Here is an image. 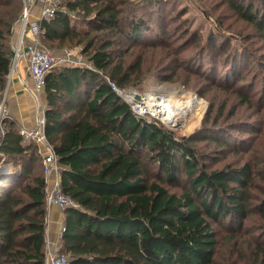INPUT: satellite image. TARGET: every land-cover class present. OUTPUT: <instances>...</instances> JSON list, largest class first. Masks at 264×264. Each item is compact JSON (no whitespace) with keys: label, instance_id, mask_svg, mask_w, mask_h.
Instances as JSON below:
<instances>
[{"label":"trees","instance_id":"1","mask_svg":"<svg viewBox=\"0 0 264 264\" xmlns=\"http://www.w3.org/2000/svg\"><path fill=\"white\" fill-rule=\"evenodd\" d=\"M171 1L58 0L54 16L40 21L43 45H80L91 64L56 66L45 78L46 135L59 159L63 191L79 204L64 210L60 250L69 264H264V156L214 168L209 162L219 160L193 144L206 140L223 150V158L226 151L247 149L237 140L245 137L233 133L237 125L225 129L220 122L227 111L235 117L239 105L264 113V85L256 89V78L247 82L245 72L252 60L264 68V60L235 51L225 35L220 41L212 35L200 50L209 46L223 55L221 74L213 65L208 74L183 65V50L199 34L185 39L162 25ZM225 2L264 40V0ZM23 6L24 0H0V102ZM182 69L240 100H213L200 137L178 136L150 121L111 84L138 87L163 73L174 79ZM262 124L245 121L241 127L254 134ZM2 125L0 161L11 164V172L0 182V264H47L43 157L13 116ZM183 174L189 188L170 190L168 183ZM214 225L226 228L223 239Z\"/></svg>","mask_w":264,"mask_h":264},{"label":"rangeland","instance_id":"2","mask_svg":"<svg viewBox=\"0 0 264 264\" xmlns=\"http://www.w3.org/2000/svg\"><path fill=\"white\" fill-rule=\"evenodd\" d=\"M139 10L141 12H150L148 8L142 6H140ZM163 13L165 22L162 23V25L164 27L168 26L169 30L177 36L184 35L185 39H188L196 33L199 34V38L195 39L193 36L192 43H190L187 48L183 50L181 54V63L183 65H190L194 70L198 68L197 70L200 72L204 71L207 74L210 69H213V65L218 68V75L219 73L221 74L223 70V55L219 56L217 51L213 49V47L210 49L209 46L200 50V48L204 46L205 42H207V39H209L212 35H216L219 41L221 40L219 37H221V35H225L227 38L224 39H229L235 48V51H238L239 49H246L250 54L259 58V60H264V40L255 27L243 19L233 9L228 7L225 0H172L168 6H166ZM153 25L158 27L160 24L153 21ZM19 37V31L15 34L14 29L10 41L12 50L18 44ZM48 48L53 50L57 55L64 52H71L75 58L81 57L82 59L84 58V62H88L82 54L80 45L74 47H64L63 49ZM196 64L200 66H195ZM249 66V69L245 70L248 79L247 82H250L251 80L253 81L254 78H256L258 82L256 89L261 91V85H264V68H262L257 62L253 63V60ZM170 72L171 71H168L166 73L169 74ZM163 74H160L159 76H150L141 86H131L120 89L124 94L122 96L126 100H129L130 95L135 96L133 99L134 101H128L134 110L135 104L146 100L147 95H152V98L159 96L160 99L163 102H167L168 105L171 102V109L184 110L185 116L182 115V120L178 122L182 123L180 125H175L171 122L169 123L163 119L161 116L163 114L158 115L151 112L157 115L156 117L150 113L141 112L144 113L143 115L148 117L150 121L155 119L166 125L168 128L173 129L178 136L195 135L196 137H200L202 133L201 127L204 124V118L213 100L217 102V105L223 103L226 99H230V105L240 103V100L233 94H230L222 88L216 87L214 84L212 86V81H210L211 79H205L204 76L199 77L193 74L192 71H188L186 69L178 70L174 79L171 80L165 79L164 76H162ZM137 94H140L139 99L136 98ZM7 96L8 86H6V89L2 94L0 106L6 107ZM182 107L187 109H183ZM238 107V114L235 117L230 118L227 111L226 116L222 118L220 125L224 126L225 129H227L229 125H237V128L233 133L238 134L239 137H245V139L237 138V140H241V142L246 143L247 149L244 150V148H241L240 146L238 148L239 150L237 149L233 152L226 151L228 154L226 153V157L223 158V150L217 148L213 144L207 143L206 140L198 139V142L193 143L194 146L196 145L198 150L202 153L207 152L211 157H215L214 160H219L216 163L215 161L209 162L211 167H222L228 163L232 164L234 167H240L248 159L253 163H257L258 160L264 156V124H262V130L260 132H254V134L246 133L245 129L243 130L241 127L242 123L245 121H253L258 124L263 123L264 113H257V106H255L252 110L241 107V105ZM1 118H3L2 115L0 116V120ZM180 127H185L186 129H178ZM248 136L249 142L246 138ZM4 163L7 162L3 160L0 161V165ZM179 180L180 181L174 182L173 184L168 183V186L170 190L181 194L185 189L189 188L188 178L186 174H183ZM214 226L219 231L220 238H222L224 234L226 235L225 227L222 229L220 226Z\"/></svg>","mask_w":264,"mask_h":264},{"label":"built area","instance_id":"3","mask_svg":"<svg viewBox=\"0 0 264 264\" xmlns=\"http://www.w3.org/2000/svg\"><path fill=\"white\" fill-rule=\"evenodd\" d=\"M25 1L24 9L20 15L21 27L19 31V42L13 49L11 72H13L15 66L21 59L28 60V71L34 78V94L39 95L44 92L45 78L47 73L56 66L60 65H83L91 67L89 62H84V58H75L71 52H64L57 55L53 50L49 49L42 44L40 34V21L42 18L53 17L58 5V0H46V6L42 11V16L39 20H32L30 17V4ZM114 89L121 95H124L122 90L111 82ZM129 100L132 99L129 97ZM127 99V101H129ZM129 101V102H130ZM134 101V100H132ZM135 110L137 113L143 115L150 113L146 110L142 111L141 108L135 104ZM0 130L4 133L2 125L3 119L10 114L7 108L0 106ZM153 116H156L152 114ZM157 117V116H156ZM46 115L45 110H42L39 114L37 122L34 126L19 125V132L27 142H36L39 146V152L42 154V162L44 167V173L47 179L46 184V201L49 207L58 206L65 210L69 207H78V202L75 201L70 195L63 191L61 184V166L58 156L56 155L53 146L49 143L46 135ZM45 150V151H44ZM54 175V179L49 181L50 175ZM65 226L61 228V234ZM48 264H69V256L60 250V246L50 250L47 254Z\"/></svg>","mask_w":264,"mask_h":264},{"label":"crops","instance_id":"4","mask_svg":"<svg viewBox=\"0 0 264 264\" xmlns=\"http://www.w3.org/2000/svg\"><path fill=\"white\" fill-rule=\"evenodd\" d=\"M30 4V18L39 20L42 11L46 6V0H27ZM20 19L15 27V34L20 31ZM8 96L6 108L8 113L13 116L19 125L34 126L39 114L45 110L47 98L45 92L39 95L34 94V78L28 71V60L21 59L10 72L8 78ZM45 151V150H44ZM11 172V164H9ZM9 172V173H10ZM50 175L49 181L54 179ZM65 222V211L58 206H51L46 217V251L47 254L60 246L61 228ZM48 264V261H47Z\"/></svg>","mask_w":264,"mask_h":264},{"label":"bare ground","instance_id":"5","mask_svg":"<svg viewBox=\"0 0 264 264\" xmlns=\"http://www.w3.org/2000/svg\"><path fill=\"white\" fill-rule=\"evenodd\" d=\"M129 97L133 100L135 96L130 95ZM170 104H171V102H170ZM170 104L168 105L167 102H163L160 99L159 96H156V98H152V95H150V96L147 95L146 100L137 102V107L141 108L142 111L150 110L148 112H154V113H156L158 115L163 114L161 116L163 117V119H165L169 123L171 122L172 124H175V125L176 124L177 125L182 124V123H178V122H180V120H182L183 116H185L184 115L185 111L184 110H179V109H177V110L176 109H171L170 108Z\"/></svg>","mask_w":264,"mask_h":264},{"label":"water","instance_id":"6","mask_svg":"<svg viewBox=\"0 0 264 264\" xmlns=\"http://www.w3.org/2000/svg\"><path fill=\"white\" fill-rule=\"evenodd\" d=\"M136 98H140V94L136 95ZM10 172V168H9V164L8 163H4L0 165V182L1 180L8 175Z\"/></svg>","mask_w":264,"mask_h":264}]
</instances>
